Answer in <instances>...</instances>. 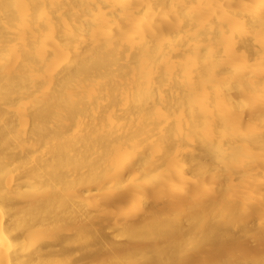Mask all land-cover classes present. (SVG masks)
<instances>
[{
    "label": "bare ground",
    "instance_id": "1",
    "mask_svg": "<svg viewBox=\"0 0 264 264\" xmlns=\"http://www.w3.org/2000/svg\"><path fill=\"white\" fill-rule=\"evenodd\" d=\"M0 264H264V0H0Z\"/></svg>",
    "mask_w": 264,
    "mask_h": 264
},
{
    "label": "rangeland",
    "instance_id": "2",
    "mask_svg": "<svg viewBox=\"0 0 264 264\" xmlns=\"http://www.w3.org/2000/svg\"><path fill=\"white\" fill-rule=\"evenodd\" d=\"M108 230H106L107 232ZM109 232V231H108ZM252 244L251 240L250 239H247L246 243H245V246L248 247ZM91 248V247H90Z\"/></svg>",
    "mask_w": 264,
    "mask_h": 264
}]
</instances>
